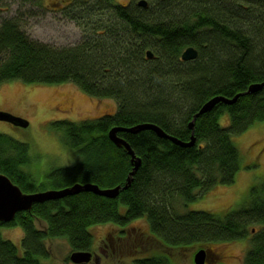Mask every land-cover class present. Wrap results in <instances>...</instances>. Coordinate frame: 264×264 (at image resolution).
Segmentation results:
<instances>
[{
  "label": "trees",
  "instance_id": "trees-1",
  "mask_svg": "<svg viewBox=\"0 0 264 264\" xmlns=\"http://www.w3.org/2000/svg\"><path fill=\"white\" fill-rule=\"evenodd\" d=\"M138 1L70 0L61 11L82 38L63 48L30 40L17 22L0 19V85L71 83L116 105L113 114L95 120L51 124L76 162L52 169L42 182L23 170L31 162L29 145L0 133V174L26 194L74 185L122 189L130 178L115 198L81 191L34 204L0 223V230L20 227L23 234L20 254L0 233V264H41L49 257L45 241L56 238L71 253L90 252L89 228L104 225L117 227L118 240L132 239L124 250L131 264H169V250L242 241L248 234L244 264H264V186L251 188L248 202L222 217L176 207L216 185L232 184L240 168L232 136L264 122V87L194 118L210 99L231 100L264 82V0H145V8ZM188 47L197 58L183 62ZM223 114L225 127L219 124ZM139 125L184 144L192 136L194 142L182 147L150 129L128 131ZM113 128L121 129L115 136L140 162L132 177V157L108 137ZM137 220L145 221L147 232L128 235L126 227ZM254 225L261 228L248 231Z\"/></svg>",
  "mask_w": 264,
  "mask_h": 264
},
{
  "label": "rangeland",
  "instance_id": "rangeland-1",
  "mask_svg": "<svg viewBox=\"0 0 264 264\" xmlns=\"http://www.w3.org/2000/svg\"><path fill=\"white\" fill-rule=\"evenodd\" d=\"M70 0H41L40 6H33L23 0H0V19L17 22L19 28L30 40L56 48L76 45L82 38L81 29L61 11ZM127 5L129 0H114ZM111 99L90 97L71 83L59 85L24 84L11 81L0 85V112L9 113L28 122L26 129L0 122V133L29 145L31 162L23 170L37 182L57 167L73 166L76 162L70 151L60 141L61 135L51 128L58 121L80 122L95 120L115 112ZM222 127L228 125V116L219 119ZM238 150L240 168L230 185H216L201 199L187 206L178 204L180 212L208 211L222 217L227 210L235 209L248 202L249 190H261L264 186V122L256 123L243 133L232 136ZM35 226L43 229V223ZM259 230V225L248 227V231ZM147 232L144 220H137L126 227L130 236ZM2 238L12 242L21 254L20 241L23 236L20 227L1 228ZM93 238L90 253L95 255L87 264H131L125 254L131 240L117 239V227L111 225L89 228ZM249 234L242 241L213 244L200 248L207 254L208 264H244L243 258L249 248ZM49 257L41 264H72L71 250L64 239L46 240ZM191 247L185 251L169 250V264H193L194 254L200 250ZM160 250V249H159ZM135 254L133 256H137ZM215 255V256H214ZM132 256V257H133ZM209 257V258H208ZM68 258V261L65 259ZM174 260V263L171 261ZM45 261V262H44ZM130 261V262H129Z\"/></svg>",
  "mask_w": 264,
  "mask_h": 264
},
{
  "label": "water",
  "instance_id": "water-1",
  "mask_svg": "<svg viewBox=\"0 0 264 264\" xmlns=\"http://www.w3.org/2000/svg\"><path fill=\"white\" fill-rule=\"evenodd\" d=\"M137 5L140 7H146L145 0H139ZM146 56L148 59L152 58V54L150 51L146 52ZM197 58V51L188 47L181 53V60L183 62L193 61ZM264 87V82L261 84H254L248 87V90L241 95L235 96L233 99L229 100L222 97H214L206 102L200 109L197 115L194 118L199 116L200 114H204L209 112L216 104L222 103L225 105H230L236 101L239 96L250 95L260 91ZM0 122H6L14 127L26 129L28 127V122L20 117H16L9 113L0 112ZM193 127V122L190 124V129ZM150 129L156 133L158 137L170 139L173 143L178 144L182 147H190L192 146L194 139L191 136L189 143H180L170 137L166 136L161 130L152 126V125H139L129 129L130 133H137L139 131ZM121 129L113 128L109 131L108 137L112 141L114 145L117 147L124 148L127 153L132 157L133 170L129 174V177H132L133 173L139 167V160H134V156L126 143L124 141L118 139L115 136V133ZM130 183V178L127 180V184L121 189L120 187H116L108 190H100L96 186L92 185H74L71 188L64 190H47L43 192L37 193H23L18 186L13 184L6 176L0 174V223L7 224L13 221L15 215L19 212H28L34 204H41L49 200L59 199L66 195L77 194L81 191L92 192L99 196H104L107 198H115L120 190H124ZM207 252L203 249L198 250L193 256V264H208L207 262ZM92 258V254L90 252H72L69 255V261L72 264H87Z\"/></svg>",
  "mask_w": 264,
  "mask_h": 264
},
{
  "label": "flooded vegetation",
  "instance_id": "flooded-vegetation-1",
  "mask_svg": "<svg viewBox=\"0 0 264 264\" xmlns=\"http://www.w3.org/2000/svg\"><path fill=\"white\" fill-rule=\"evenodd\" d=\"M214 256H215V255H214ZM96 258H97V257L93 254V255H92V259H94V260L96 261ZM208 258H209V257H208Z\"/></svg>",
  "mask_w": 264,
  "mask_h": 264
}]
</instances>
